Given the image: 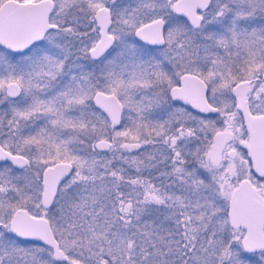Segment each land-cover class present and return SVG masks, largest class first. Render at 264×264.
<instances>
[{"label":"snow or ice","instance_id":"6c2138e0","mask_svg":"<svg viewBox=\"0 0 264 264\" xmlns=\"http://www.w3.org/2000/svg\"><path fill=\"white\" fill-rule=\"evenodd\" d=\"M0 264H264V0H0Z\"/></svg>","mask_w":264,"mask_h":264}]
</instances>
